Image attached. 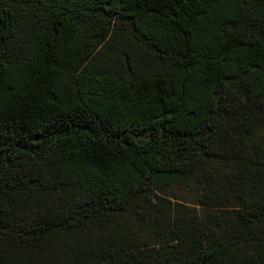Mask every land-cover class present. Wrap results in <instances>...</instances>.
Listing matches in <instances>:
<instances>
[{
  "label": "trees",
  "instance_id": "trees-1",
  "mask_svg": "<svg viewBox=\"0 0 264 264\" xmlns=\"http://www.w3.org/2000/svg\"><path fill=\"white\" fill-rule=\"evenodd\" d=\"M0 264H264V0H0Z\"/></svg>",
  "mask_w": 264,
  "mask_h": 264
},
{
  "label": "rangeland",
  "instance_id": "rangeland-1",
  "mask_svg": "<svg viewBox=\"0 0 264 264\" xmlns=\"http://www.w3.org/2000/svg\"><path fill=\"white\" fill-rule=\"evenodd\" d=\"M164 196L171 201H179L200 210L196 204L198 190L195 186H172L166 189Z\"/></svg>",
  "mask_w": 264,
  "mask_h": 264
}]
</instances>
